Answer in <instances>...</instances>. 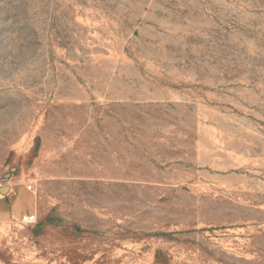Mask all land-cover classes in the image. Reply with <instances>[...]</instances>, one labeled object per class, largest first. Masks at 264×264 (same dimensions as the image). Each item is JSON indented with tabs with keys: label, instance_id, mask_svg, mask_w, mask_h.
Returning a JSON list of instances; mask_svg holds the SVG:
<instances>
[{
	"label": "rangeland",
	"instance_id": "1",
	"mask_svg": "<svg viewBox=\"0 0 264 264\" xmlns=\"http://www.w3.org/2000/svg\"><path fill=\"white\" fill-rule=\"evenodd\" d=\"M0 264H264V0H0Z\"/></svg>",
	"mask_w": 264,
	"mask_h": 264
},
{
	"label": "built area",
	"instance_id": "2",
	"mask_svg": "<svg viewBox=\"0 0 264 264\" xmlns=\"http://www.w3.org/2000/svg\"><path fill=\"white\" fill-rule=\"evenodd\" d=\"M21 222L23 224H34L36 222V218L34 215H24L21 218Z\"/></svg>",
	"mask_w": 264,
	"mask_h": 264
}]
</instances>
